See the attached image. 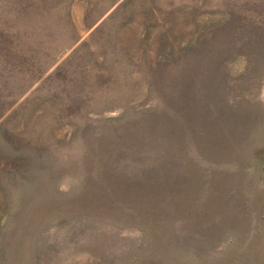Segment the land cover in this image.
I'll use <instances>...</instances> for the list:
<instances>
[{
	"label": "rangeland",
	"instance_id": "374dc122",
	"mask_svg": "<svg viewBox=\"0 0 264 264\" xmlns=\"http://www.w3.org/2000/svg\"><path fill=\"white\" fill-rule=\"evenodd\" d=\"M0 264H264V0H0Z\"/></svg>",
	"mask_w": 264,
	"mask_h": 264
}]
</instances>
